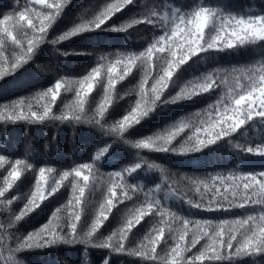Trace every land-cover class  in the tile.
Instances as JSON below:
<instances>
[{
	"label": "snow or ice",
	"instance_id": "1",
	"mask_svg": "<svg viewBox=\"0 0 264 264\" xmlns=\"http://www.w3.org/2000/svg\"><path fill=\"white\" fill-rule=\"evenodd\" d=\"M71 6L0 4V82L28 74L21 91L0 100V129L7 134L23 125L27 135L34 125H66L72 136L98 137L87 159L66 164L0 153V264H27L24 253L45 249L62 252L60 264H79L89 249L101 250L99 264L121 256L136 258L134 264H264V164L252 163L264 162V0L252 7L234 0H103L81 5L61 30ZM133 32L138 47L128 45ZM93 33L123 34L124 44H64ZM249 51L257 55L241 60ZM71 55L95 58L78 76L41 77V61ZM137 75L121 93L118 83ZM133 93L113 119L110 106ZM189 101L191 111L129 138V129L157 111ZM114 146L135 150L134 159L105 168ZM221 148L229 161L203 172H173L141 154L195 158Z\"/></svg>",
	"mask_w": 264,
	"mask_h": 264
},
{
	"label": "trees",
	"instance_id": "2",
	"mask_svg": "<svg viewBox=\"0 0 264 264\" xmlns=\"http://www.w3.org/2000/svg\"><path fill=\"white\" fill-rule=\"evenodd\" d=\"M13 0H0V4L8 3L11 4ZM103 0H72L71 11L66 17H64L63 23L61 24V30L63 27L69 25L71 21L75 18L77 13L80 11L81 5L84 7H95L97 4L102 3ZM240 6L252 7L254 4L259 5L261 0H234ZM139 33L133 32L128 40V45L130 47H138L141 43L139 40ZM91 39L98 49L106 44H112L116 46H121L124 44L123 34L117 33H93L86 34V37L79 40L78 38H73L72 41L64 42L65 46L69 49H80L84 47L85 42ZM49 55H51L49 53ZM257 55L251 51L241 53L240 59L246 60L249 57ZM93 57L87 56H76L71 55L66 60L61 58L60 62L57 63L55 59L48 60L45 59L41 61L42 64L46 66L45 71L41 73V77L44 79H54L58 74H68V75H80L83 73L84 69L89 66ZM221 63H228V59L222 57ZM202 71L203 66L194 67L190 69V72ZM27 73L23 76L17 75L15 78H9L8 82H0V100L11 98L16 92L21 91L22 85L26 81ZM188 77V73L185 74ZM139 79L137 75L136 80H131L130 77L126 78L125 81L119 82L117 87L123 93L125 90L134 86L136 81ZM130 81V82H129ZM123 85V87H121ZM95 92V89H94ZM66 96L71 99L72 93L64 94L62 97ZM57 100V105L60 104V99ZM134 98V93L131 97H124L122 100L116 101L114 106H110L113 112V119L122 115L124 109L128 106L129 100ZM192 102H187L186 105H172L169 108L157 111L151 115L148 119L142 122L141 125L136 126L135 130L129 129V138L136 139L143 135H149L156 131L157 128H162L165 123L174 119L177 115L185 114L192 110ZM55 133V139H53V134ZM250 135H256V133H250ZM98 137L95 135L86 136L82 131H77L74 136L71 135V129L66 125H62L59 128H54L51 125L45 129L41 125L31 126L30 133L25 134L23 125H17L15 127L10 126L7 134L3 129H0V153L8 152L11 155L24 158L27 154L33 161L45 159L55 160L58 164L71 163L73 159L80 161L87 159L89 157V150L94 149L97 144ZM133 149L127 146H114V153L106 159L104 163L105 168L109 167H120L122 164L128 163L134 159ZM142 155L146 156L148 159H155L158 163H163L166 167L170 168L171 171H198L203 172L205 170H210L213 166L218 164H226L230 159V154L226 148L218 149L216 153L211 155H200L197 154L195 158H176L168 157L165 158L164 154L149 152L148 150H142ZM233 162H235L234 156L231 157ZM253 165H261L264 162L260 160H254ZM2 171V170H0ZM148 177L152 175H158L153 173L146 174ZM138 182H151L150 180L145 181L142 177H138ZM21 191H26L25 187L21 188ZM17 202L14 201V205ZM94 203V202H93ZM122 207V205H118ZM89 215L93 211V204H89L88 207ZM115 212V209L113 210ZM3 210L0 209V219L3 218ZM43 217H36L32 223L36 224L38 221L42 220ZM117 219L119 216L117 215ZM115 226V220L113 225ZM23 231V229H21ZM142 235V233L140 234ZM77 248H83V246H75ZM101 250L89 249L88 256H80L79 264H99L102 259ZM27 261V264H60V257L62 252H57L56 250L45 249L36 250L33 252H28L23 254ZM136 258L121 256L116 258L115 264H134L132 260Z\"/></svg>",
	"mask_w": 264,
	"mask_h": 264
}]
</instances>
